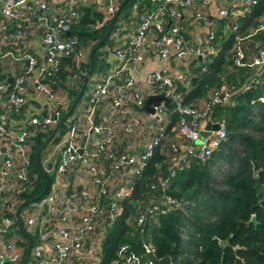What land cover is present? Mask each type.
Segmentation results:
<instances>
[{
	"label": "built area",
	"instance_id": "built-area-1",
	"mask_svg": "<svg viewBox=\"0 0 264 264\" xmlns=\"http://www.w3.org/2000/svg\"><path fill=\"white\" fill-rule=\"evenodd\" d=\"M148 1L151 7L138 15L127 44L116 43L112 50L113 64L102 74H90L87 88L63 122L65 129L54 143L42 149L41 168L48 173L51 183L42 196L19 211L25 233L36 235L25 264H97L101 236L123 211V202L132 198L134 184L155 148L167 142L168 173L156 175L148 185L149 190L159 191L157 197L135 202L134 215L131 213L128 218L135 227L180 208L182 203L166 193L170 177L188 165L190 159L201 162L207 159L226 136L223 119L213 122L210 118L213 105L228 102L225 85L210 89L200 104L193 106L183 104L174 92L176 82L188 79L186 69L172 72L152 69L145 74L143 86L128 74L129 67L142 61L144 38L152 27L156 31L152 51L160 62L173 60L181 64L197 56L203 68L206 53L213 52L211 48L204 51L203 44L213 39L215 29L202 7L193 10L192 18L203 21L207 32L203 42L194 46L185 41L182 26L177 22L180 10L190 8L192 0ZM256 1L231 0L230 8L218 9L217 16L224 18L233 11L241 15ZM208 2L200 0L199 4L205 6ZM118 3V0H0V63L9 60L12 64H24L22 71L15 70L9 85L0 80V264H19L25 248L15 244L18 236L14 211L24 201L18 202V196L29 188V140L36 130L53 128L65 107L62 97L56 96L46 80L58 72L62 57H74L70 85L77 84L82 74L79 65L84 54L69 36L70 25L86 6L109 20ZM134 12L135 5L130 10L132 16ZM163 15L169 18L166 28L162 25ZM231 30H237L235 22ZM256 33L262 34L263 45L257 46L250 59L239 45L241 38H236L234 66H247L255 71L264 67V19L248 36ZM37 35L40 50L32 47L31 40ZM151 94L167 97L171 107L166 108L160 102L153 106L151 114L145 112L143 103ZM29 101L35 102L31 108ZM25 106L29 113L23 114L17 129L12 130L9 115L24 113ZM167 110L177 115L169 134ZM207 123H216L217 128L208 130L202 138L199 132ZM126 249L120 245L116 251L118 258H113L110 264H151L154 249L149 242H141L144 263L133 252L125 253Z\"/></svg>",
	"mask_w": 264,
	"mask_h": 264
},
{
	"label": "trees",
	"instance_id": "trees-1",
	"mask_svg": "<svg viewBox=\"0 0 264 264\" xmlns=\"http://www.w3.org/2000/svg\"><path fill=\"white\" fill-rule=\"evenodd\" d=\"M133 5L134 16L130 13ZM150 7L148 0L126 2L107 38L92 55L91 75L102 74L110 66L107 58L116 46L112 34L119 28L117 21L125 24L131 20L137 22L138 15ZM227 17H221V25L225 24ZM162 19V23L166 21L165 24L169 21L166 15ZM262 19L264 0H257L249 6L248 11L234 17L236 31L230 28L229 33L224 35L221 29H216L213 39L203 44L204 51L209 48L213 50L206 53L203 68L197 56L184 62L185 66L181 63V69L187 70L188 79L176 82L174 92L179 94L183 104L197 106L210 89L226 86L228 102L213 105L210 112L213 122L223 119L226 136L207 159L202 162L190 159L188 165L170 177L166 193L176 197L182 206L149 219L142 227H135L132 219L128 220L131 218L129 214L134 215L135 207H132L135 202L157 197L159 191L156 188L149 190L148 185L156 175L165 176L168 173L167 142L155 148L134 184L132 198L123 202L121 214L105 228L97 264H110L113 258H118L116 251L120 245L127 247L125 253L133 252L139 262L144 263L142 241L149 242L154 249L151 264H264V67L254 71L247 66L236 67L232 62L236 38L248 35ZM109 22L110 19L104 20L102 13L86 6L80 9L78 17L70 25L69 36L76 40V48L84 54L79 65L82 74L77 84L70 85L74 57H62L58 72L46 80L56 96H66L69 100L60 111V116L69 107L87 72L89 51L102 38ZM151 29L156 33L153 27ZM250 40L258 46L263 45L261 33L252 35ZM84 48H87V53H84ZM59 91L62 92L57 94ZM167 112L168 133L177 115L171 110ZM51 129L36 130L29 140V188L18 196V202L36 196L41 190L44 177L35 168L34 153ZM64 129L65 123L48 144L54 143ZM220 159L228 162V170L223 173L221 181L215 182L211 166ZM250 216H254L256 225L247 222ZM15 233L18 236L15 244L24 248L25 238L16 227ZM28 235L33 245L36 235ZM220 241L226 242V245L221 246Z\"/></svg>",
	"mask_w": 264,
	"mask_h": 264
},
{
	"label": "crops",
	"instance_id": "crops-1",
	"mask_svg": "<svg viewBox=\"0 0 264 264\" xmlns=\"http://www.w3.org/2000/svg\"><path fill=\"white\" fill-rule=\"evenodd\" d=\"M119 1V0H118ZM120 3V2H119ZM118 3V4H119ZM200 3V0H192V6L188 9H181L180 10V16L177 19V22L182 26V36L184 37L185 41L188 44L191 45H198L203 42L204 36L207 32V28L203 21H195L192 18V13L195 8H201L202 11L205 12V15L209 21L213 24V27L216 31V29H221V32H223L224 35H227L230 31V28L234 22V17H237V11L232 12L231 14L227 17V20L225 21L224 25H221L219 20L221 17L217 16V11L220 8L223 7H228L230 8V3L231 0H209L208 4L205 6H202ZM236 8L238 7V1H235ZM111 19V18H110ZM166 21L162 23L164 28L168 27V23L165 24ZM134 21H130L128 24H125L123 21L119 22V28L117 31L113 32L112 37L114 38L115 42L117 44L124 43L127 44L129 41V38L131 37L134 27H135ZM155 32L149 30L144 38V43L142 47V61L138 64H135L128 69V74L133 77L137 82L139 86H143V78L147 72H149L152 69H164L167 72H172L175 71L176 69L180 68L181 69V64L177 63L173 60H170L168 63H163L160 62L156 56L153 54V47H152V41H153V36ZM251 36H244L243 38L240 39L239 45L243 50V53L247 59H250L252 55L255 52V49L257 48L258 44L255 41L250 40ZM7 40H10V38H7ZM32 47L39 49L40 50V43H39V37L38 35L35 36L32 40ZM5 44V42H4ZM195 57V56H192ZM84 59V58H83ZM191 59V58H189ZM199 61V57H197ZM107 61L110 65L113 64V56L109 55L107 58ZM185 60L184 62H187ZM24 68L23 63H17V64H12L10 63L9 60H5L0 63V74L2 75V79L6 82V84H10L12 81V76L16 72L15 70H20ZM255 71V69H254ZM85 75V74H84ZM10 78V81L8 79ZM1 79V80H2ZM82 81V80H81ZM70 84V83H69ZM62 97V96H61ZM64 101V106H66V99L67 97L64 96L62 97ZM83 101V100H81ZM81 103V102H80ZM29 107L31 108L32 106L35 105L34 101H29L28 102ZM28 114V109L25 106L24 107V113H21L20 115H15V114H10L9 115V125L12 130H16L18 124L20 123V117L24 114ZM103 113V112H102ZM27 116V115H25ZM18 122V123H17ZM43 153L41 152L40 157H39V163L40 166L44 167V163L42 162Z\"/></svg>",
	"mask_w": 264,
	"mask_h": 264
},
{
	"label": "water",
	"instance_id": "water-1",
	"mask_svg": "<svg viewBox=\"0 0 264 264\" xmlns=\"http://www.w3.org/2000/svg\"><path fill=\"white\" fill-rule=\"evenodd\" d=\"M128 0H121L120 3L118 4L116 11L114 12V14L112 15L110 22L105 30L104 35L102 36V38L98 41V43L96 45H94L92 47V49L89 51L88 53V69L87 72L85 73L84 77L82 78V81L80 83L79 88L77 89L75 96L72 98L69 107L67 108V110L61 115V117L58 119V121L56 122V124L53 126V128L51 129V131L49 132V134L47 135V137L40 143V145L36 148L35 153H34V165L35 168L38 170V172L44 177V182L43 185L41 187L40 192L34 196L31 197L29 199H26L22 202H20L18 204V206L16 207L15 211H14V221H15V225L16 228L18 230V232L25 238L26 240V245L24 248V252L23 255L21 257V260L19 262V264H25L27 261V257L30 251V245H31V238L28 234L25 233V231L23 230L20 218H19V211L21 210V208L23 206H25L26 204H28L31 201L36 200L37 198H39L40 196H42L45 191L48 188L49 185V175L48 173H46L40 166L39 163V155L40 152L42 151V149L45 148V146L49 143V141L53 138V136L55 135V133L57 132V130L59 129V127L62 125V123L64 122L65 118L69 115V113L73 110V108L75 107L76 103L79 101V99L81 98V95L83 93V90L86 86V83L89 79V76L91 74L92 71V67H93V63H92V55L94 53V51L98 48L99 45H101V43L107 38L109 32L111 31L113 22L115 21L119 11L121 10V8L126 4ZM201 66V64H200ZM8 81H10V78L8 79ZM7 92V91H6ZM160 102H162V104L166 107V108H170L171 105L169 104V99L167 97H164L162 94H151V95H147L144 103H143V110L147 113H152L153 112V106L158 105ZM217 128V124L216 123H207L203 130H201L199 132L200 137L204 138L207 134H208V130H215ZM248 223H252L253 225H256V221L254 219V216H250V218L247 221ZM219 244L221 246H225L226 242H219Z\"/></svg>",
	"mask_w": 264,
	"mask_h": 264
},
{
	"label": "rangeland",
	"instance_id": "rangeland-1",
	"mask_svg": "<svg viewBox=\"0 0 264 264\" xmlns=\"http://www.w3.org/2000/svg\"><path fill=\"white\" fill-rule=\"evenodd\" d=\"M121 14H122V12H121ZM120 14V15H121ZM84 53H87V48H84ZM186 65V63H183L182 64V66H185ZM89 79H90V77H89ZM89 81V80H88ZM87 86V85H86ZM85 88H87V87H85ZM60 92H62V91H59L57 94H60ZM64 93H62V95H63ZM58 96H60V95H58ZM61 97V96H60ZM63 97V96H62ZM68 101L69 100H67L66 99V105L68 104ZM42 153H43V151H41ZM41 154V153H40ZM228 170V162L226 161V160H224V159H220V160H217V161H215V163L211 166V172H212V175H213V177H214V180H215V182H219V181H221V179H222V177H223V173L225 172V171H227ZM185 204V202H183V205Z\"/></svg>",
	"mask_w": 264,
	"mask_h": 264
}]
</instances>
